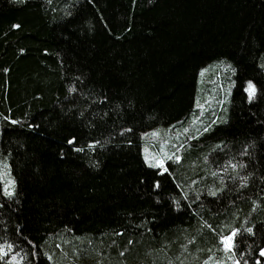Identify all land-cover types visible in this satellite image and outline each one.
<instances>
[{"label":"trees","instance_id":"trees-1","mask_svg":"<svg viewBox=\"0 0 264 264\" xmlns=\"http://www.w3.org/2000/svg\"><path fill=\"white\" fill-rule=\"evenodd\" d=\"M221 59L227 110L196 121ZM9 245L19 264H264V0H0Z\"/></svg>","mask_w":264,"mask_h":264},{"label":"rangeland","instance_id":"rangeland-1","mask_svg":"<svg viewBox=\"0 0 264 264\" xmlns=\"http://www.w3.org/2000/svg\"><path fill=\"white\" fill-rule=\"evenodd\" d=\"M216 66H218L222 70V79L221 83H218V87H215L214 89L211 88V84L214 83L213 75L216 71ZM231 73V66L228 62L224 61V59L217 60L215 63H209L207 66L203 67L200 70L199 76H198V88H197V94H196V100H195V108H196V116L194 119L196 121L203 122L205 120L209 119V115L213 113H221L226 112L227 105H228V96H229V80H227ZM232 74V73H231ZM248 89V87H247ZM211 91V92H210ZM248 91V90H247ZM209 114V115H208ZM169 126H165L162 128V130L153 129L150 132V135L159 138V142L156 143L153 140L152 142L155 147L148 146L145 144L143 146V153L145 160L148 164L152 166H165L163 164L164 160L166 158H169V152L174 151V147L176 144V139L178 138L176 133L173 134L174 128L169 129ZM170 133V135H169ZM172 133V134H171ZM179 139V138H178ZM177 139V140H178ZM3 173V179L8 183L9 177L5 173L3 169H1ZM228 237H231L228 236ZM224 248L228 249L230 246L225 244V238L222 240ZM231 245V241L229 242ZM6 255L3 254L9 262L12 264H19V258L17 254L13 253L10 250H4ZM211 264V263H210ZM232 264H238L236 262Z\"/></svg>","mask_w":264,"mask_h":264},{"label":"snow or ice","instance_id":"snow-or-ice-1","mask_svg":"<svg viewBox=\"0 0 264 264\" xmlns=\"http://www.w3.org/2000/svg\"><path fill=\"white\" fill-rule=\"evenodd\" d=\"M16 27H18V26H16ZM248 93H249V97L251 98L253 95H254V93H255V87H254V85L251 83V82H249V84H248ZM14 123H15V121H14ZM72 141H69V143H71ZM177 159H178V157H177ZM249 231H251L250 229H249ZM231 239H232V237H225V244L226 245H228V246H230V241H231ZM9 250H11V246L9 245ZM0 254H7V253H5L4 252V249L2 248V247H0ZM262 255H264V253H262Z\"/></svg>","mask_w":264,"mask_h":264}]
</instances>
